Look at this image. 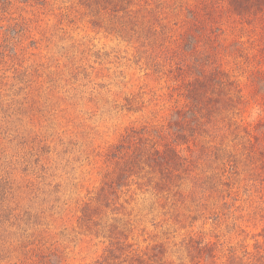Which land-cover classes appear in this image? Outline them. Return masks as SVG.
Returning <instances> with one entry per match:
<instances>
[{
	"label": "rangeland",
	"instance_id": "rangeland-1",
	"mask_svg": "<svg viewBox=\"0 0 264 264\" xmlns=\"http://www.w3.org/2000/svg\"><path fill=\"white\" fill-rule=\"evenodd\" d=\"M0 264H264V0H0Z\"/></svg>",
	"mask_w": 264,
	"mask_h": 264
},
{
	"label": "trees",
	"instance_id": "trees-1",
	"mask_svg": "<svg viewBox=\"0 0 264 264\" xmlns=\"http://www.w3.org/2000/svg\"><path fill=\"white\" fill-rule=\"evenodd\" d=\"M128 145H129V146H131V143H130V141L128 142ZM155 154H156V155H160L161 153H160V152H158V151H156V152H155ZM159 164H164V165H166V166H167V168L169 167V165H168L169 163H168V162H166V161H164V162H162V163H159ZM131 166H133V165H131ZM161 184H162V185H164V186L168 185V183H166L165 181H164V182H162Z\"/></svg>",
	"mask_w": 264,
	"mask_h": 264
}]
</instances>
